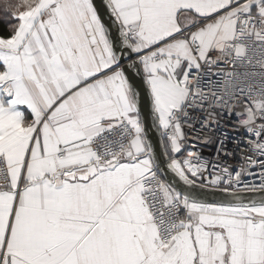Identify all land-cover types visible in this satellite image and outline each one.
<instances>
[{"label":"snow or ice","instance_id":"1","mask_svg":"<svg viewBox=\"0 0 264 264\" xmlns=\"http://www.w3.org/2000/svg\"><path fill=\"white\" fill-rule=\"evenodd\" d=\"M5 10L0 264H264V0ZM224 115L245 138L206 159L184 128Z\"/></svg>","mask_w":264,"mask_h":264},{"label":"built area","instance_id":"2","mask_svg":"<svg viewBox=\"0 0 264 264\" xmlns=\"http://www.w3.org/2000/svg\"><path fill=\"white\" fill-rule=\"evenodd\" d=\"M241 108H234L233 113L242 111ZM246 119V117H240V120ZM185 135L187 137V144L192 147V150H197L206 159H213L216 152L218 141L223 139V133H228L230 138H236L243 140L245 138V129L236 127V117L233 116H221L219 125L215 127H202L198 122L194 127L186 126L184 128ZM211 140V142H209ZM228 147H234V143L231 139L228 141ZM238 158L231 159L229 162L232 164L237 163ZM251 179V177H248Z\"/></svg>","mask_w":264,"mask_h":264},{"label":"water","instance_id":"3","mask_svg":"<svg viewBox=\"0 0 264 264\" xmlns=\"http://www.w3.org/2000/svg\"><path fill=\"white\" fill-rule=\"evenodd\" d=\"M95 3H97V5L99 6V10L103 14L105 21L108 22L110 26L114 28V25H111V20L109 19V13L106 10V0H95ZM141 93H142L141 96L142 115L144 116L146 124L151 128L153 124V116L151 112L150 98L147 96V92H146V86L141 87ZM150 137L153 141V146L162 152V148H160L159 146V140H160L159 133L156 132L155 128H151ZM246 195H251V194H246ZM206 198L209 200L221 199V197L218 194L208 195Z\"/></svg>","mask_w":264,"mask_h":264},{"label":"trees","instance_id":"4","mask_svg":"<svg viewBox=\"0 0 264 264\" xmlns=\"http://www.w3.org/2000/svg\"><path fill=\"white\" fill-rule=\"evenodd\" d=\"M17 0H0V34L6 35L9 30L10 26L16 21L8 14L5 10L6 3H16Z\"/></svg>","mask_w":264,"mask_h":264}]
</instances>
